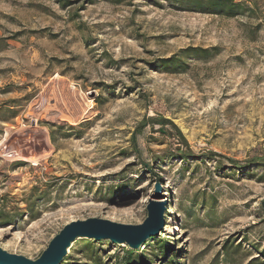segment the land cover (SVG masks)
<instances>
[{"label":"rangeland","instance_id":"rangeland-1","mask_svg":"<svg viewBox=\"0 0 264 264\" xmlns=\"http://www.w3.org/2000/svg\"><path fill=\"white\" fill-rule=\"evenodd\" d=\"M234 3L0 0V249L35 261L152 201L139 250L81 239L60 264H264V0Z\"/></svg>","mask_w":264,"mask_h":264},{"label":"water","instance_id":"water-1","mask_svg":"<svg viewBox=\"0 0 264 264\" xmlns=\"http://www.w3.org/2000/svg\"><path fill=\"white\" fill-rule=\"evenodd\" d=\"M147 216L141 225H122L100 219H87L66 225L49 243L40 257L31 261L23 256L10 255L0 249V264H60L77 240L108 241L118 246L139 250L150 238L159 235L163 228L165 209L162 204L150 201Z\"/></svg>","mask_w":264,"mask_h":264},{"label":"trees","instance_id":"trees-1","mask_svg":"<svg viewBox=\"0 0 264 264\" xmlns=\"http://www.w3.org/2000/svg\"><path fill=\"white\" fill-rule=\"evenodd\" d=\"M181 1L187 2V5L189 6L190 9L198 10L201 13H209V14L215 13L228 18L235 17L243 12V10L241 11L242 6L237 3H234V0H181ZM188 51L186 50L181 53L183 54ZM190 51H193L195 54H197V52H201L200 54L204 55L205 56L204 58H207L209 54V51L207 50L194 49ZM182 59L183 56L180 57L173 56L169 59L162 60L160 63L163 66L170 67L172 70H176L181 64ZM211 156L216 157L214 154H212ZM165 246H166V241H164L163 244L161 245V250H163V252H165L166 250ZM132 254L133 253L131 251H127L124 264H133L131 261Z\"/></svg>","mask_w":264,"mask_h":264},{"label":"bare ground","instance_id":"bare-ground-1","mask_svg":"<svg viewBox=\"0 0 264 264\" xmlns=\"http://www.w3.org/2000/svg\"><path fill=\"white\" fill-rule=\"evenodd\" d=\"M60 117H61V116H60ZM73 125H76V124L74 123ZM174 229H175V226L172 227V230H174Z\"/></svg>","mask_w":264,"mask_h":264}]
</instances>
